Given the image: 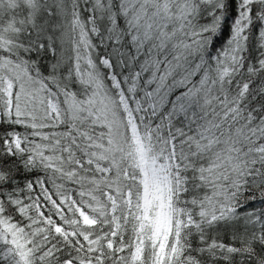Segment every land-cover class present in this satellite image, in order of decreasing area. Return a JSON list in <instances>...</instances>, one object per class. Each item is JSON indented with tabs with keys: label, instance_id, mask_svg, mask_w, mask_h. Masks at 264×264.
<instances>
[{
	"label": "snow or ice",
	"instance_id": "obj_1",
	"mask_svg": "<svg viewBox=\"0 0 264 264\" xmlns=\"http://www.w3.org/2000/svg\"><path fill=\"white\" fill-rule=\"evenodd\" d=\"M0 264H264V0H0Z\"/></svg>",
	"mask_w": 264,
	"mask_h": 264
}]
</instances>
